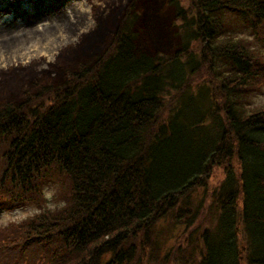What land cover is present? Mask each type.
I'll list each match as a JSON object with an SVG mask.
<instances>
[{"label": "trees", "instance_id": "16d2710c", "mask_svg": "<svg viewBox=\"0 0 264 264\" xmlns=\"http://www.w3.org/2000/svg\"><path fill=\"white\" fill-rule=\"evenodd\" d=\"M167 2L174 50L143 46L132 3L90 66L0 98V208L35 207L0 226V264H264V0Z\"/></svg>", "mask_w": 264, "mask_h": 264}, {"label": "rangeland", "instance_id": "374dc122", "mask_svg": "<svg viewBox=\"0 0 264 264\" xmlns=\"http://www.w3.org/2000/svg\"><path fill=\"white\" fill-rule=\"evenodd\" d=\"M133 1L135 0H65V4L60 5L51 0H25L27 10L21 13L22 9L18 10L21 6L18 0H0V98L10 96L11 99L21 100L20 94L24 90L30 89L36 93L40 91V86L48 90V86L61 84L65 80L67 70H76L83 63L90 66L95 53L99 56L111 46L115 35L113 30L121 19L119 27L122 25L125 8ZM167 1L153 0L155 5L144 10L146 16H151L154 20L148 23L152 29H146L142 37L143 46L154 53H167L178 44L179 30L174 26V9ZM140 4L142 7L143 3ZM222 14L226 23L225 30L232 37L248 36L253 39L242 17L239 20L234 17L231 19L232 15L229 13ZM99 16L103 17L97 19ZM141 25H145L143 17ZM7 28L13 32H6ZM98 32H101L100 38L103 37L100 45H97ZM139 42L136 49L145 51ZM94 46L97 48H93ZM94 50L98 51L92 53ZM260 88L262 90H257L258 93L252 99L255 103L262 104L263 83ZM225 176L223 168H216L210 186L219 185ZM56 191L50 189L46 193L47 197H51L49 200L55 203ZM34 209L35 207L30 206L21 207L17 211L0 212V226L31 217ZM208 218L205 213L199 220V225H207ZM181 235V228L163 235L161 239L167 243L164 248L179 246L176 238ZM164 263L160 261L157 264Z\"/></svg>", "mask_w": 264, "mask_h": 264}, {"label": "bare ground", "instance_id": "6f19581e", "mask_svg": "<svg viewBox=\"0 0 264 264\" xmlns=\"http://www.w3.org/2000/svg\"><path fill=\"white\" fill-rule=\"evenodd\" d=\"M113 12H114V10H113ZM100 17H103V16H99L97 19H99ZM28 30H31V29H28ZM6 32H8V33H12L13 32V30H10V29H6ZM100 35H101V32H98V37H99V41H98V44L97 45H100L102 42H103V37H102V39L100 38ZM90 37H92V36H90ZM93 48H97L96 46H94ZM94 51H96V50H94ZM93 51V52H94ZM92 52V53H93ZM213 187H211L210 185H209V187L207 186V187H204V188H202V189H200L201 190V192H208V194L210 193V190L212 189ZM164 222V221H163ZM165 223V222H164ZM176 229V228H175ZM175 229H174V232H175ZM179 232V230L177 231V233ZM159 247H160V244H159ZM244 261H242V263H243Z\"/></svg>", "mask_w": 264, "mask_h": 264}, {"label": "water", "instance_id": "95a60500", "mask_svg": "<svg viewBox=\"0 0 264 264\" xmlns=\"http://www.w3.org/2000/svg\"><path fill=\"white\" fill-rule=\"evenodd\" d=\"M150 5H155V4L154 3H149V2H144L142 7H143V9H146V8L150 7Z\"/></svg>", "mask_w": 264, "mask_h": 264}]
</instances>
